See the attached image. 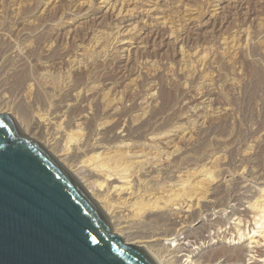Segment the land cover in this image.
Wrapping results in <instances>:
<instances>
[{
    "label": "rangeland",
    "instance_id": "rangeland-1",
    "mask_svg": "<svg viewBox=\"0 0 264 264\" xmlns=\"http://www.w3.org/2000/svg\"><path fill=\"white\" fill-rule=\"evenodd\" d=\"M0 95V113L22 131L31 115L55 112L73 136L69 155L89 149L121 175L150 174L147 190L163 201L137 214L146 227L135 233L168 214L177 221L171 250L198 247L200 256L255 227L264 205V0H0ZM75 163L67 161L82 177ZM218 185L221 198L209 201ZM181 194L194 216L171 214Z\"/></svg>",
    "mask_w": 264,
    "mask_h": 264
},
{
    "label": "water",
    "instance_id": "water-1",
    "mask_svg": "<svg viewBox=\"0 0 264 264\" xmlns=\"http://www.w3.org/2000/svg\"><path fill=\"white\" fill-rule=\"evenodd\" d=\"M122 238L42 145L0 113V264H156Z\"/></svg>",
    "mask_w": 264,
    "mask_h": 264
},
{
    "label": "bare ground",
    "instance_id": "bare-ground-1",
    "mask_svg": "<svg viewBox=\"0 0 264 264\" xmlns=\"http://www.w3.org/2000/svg\"><path fill=\"white\" fill-rule=\"evenodd\" d=\"M122 3H121V6L123 5ZM110 5H111V3H110ZM216 5H218V3ZM217 9L218 8L214 9V11L217 10ZM106 10H109V9L106 8ZM121 11H123V10H121ZM212 14H213V12H212ZM210 15H211V13H210ZM124 41H121V43H123ZM130 41H131L130 38H129L128 41H125V42L128 43L127 44V47H126V50H129L131 48L130 47L131 44L129 43ZM1 97L3 98V96H1ZM2 98H0V102H2V100H3ZM204 99L205 98H203L202 100H204ZM3 101H5V100H3ZM207 103H209V102H207ZM60 113L62 114V112H60ZM78 118H81V117H78ZM28 120L29 121H28L27 125L25 124L26 127L24 128V131L23 132L28 137L33 138V139L36 138L35 137L36 134H38V137L44 138L45 141L39 140V143L50 154V156L62 168L67 165L70 169H68L67 167L66 168L69 171H72V172H69V171L67 172L66 171V168H63V169L81 187H83L82 184H81V182H85V184H84L85 187L88 186L90 188V191H85L86 189L84 191L90 197H92V196L95 197L96 198V201H98V202L101 203V207L106 211V214L109 216V219L112 222V224H111V226H112L111 227V232L114 233V234H116V235H118V236H122L123 237L122 238V241L124 243H126V244L129 243V244H133V245H136V246H142L144 248V250L149 254V256L153 259V261L156 264H241V263L244 264L243 261H245V260L248 261L250 259H254L251 262H254V263L257 264L260 261V260H257L256 259V256H260V258H261V254L263 255V252H264V250L261 249V247L264 246V205L262 206V209L259 207V209H261L260 210V213H259L258 216H256L257 219L253 220L254 221V224H255V227H254V225H253L252 228L249 226L251 229H249L248 231L246 229V231H247L246 234L243 233L244 231L243 232H240L239 237H238V240L235 241V242L232 241V240H235V236H234V238L231 240L233 242L232 243L233 244L232 246L230 245V243H229V245H225V244H221L220 243L219 246L212 247V248L208 249V251L205 252V255H203L201 253L202 255L200 254V256H199V253L200 252H193V250H195L198 247H195L194 249L189 250V249L183 248L182 245H179V243H178L179 248L177 250H174L173 251V250H171V244H170V242L175 240V237L176 236L174 235L173 228L176 225L177 221L175 219H173V218H170V216H168V214L165 215L163 213V214H160V215L158 214V216H155V218L153 219L154 220L155 227H154V229L151 228V226H149V223H148V226H149V228H151V230L147 229L148 232H146L147 234L145 236L142 235V234H137V232L135 233V231L132 230L133 228H136V226L138 227V225L140 223H141V225H143V226L145 225V227H146V224L145 223L143 224V221H141L140 219L138 220L136 218L137 214L143 208L150 209L155 214L154 211L158 208V204L160 203V201H163L162 200L163 199V196H162V198L160 200L159 199L160 197H158V195L157 196L155 195L157 193H152V192H149L147 190V189H150V188H148V186H149L148 184L149 183L147 184L148 186H146V183H147L146 180L149 181V179L147 178L150 175L149 173H147L142 178L138 176L139 174L137 175V172H136V176H133L132 175L133 177L131 176L130 178L127 177V176L121 175V174H119L118 171L117 172L116 171L115 172L113 171V170H115V168H113V167L110 168L109 166H107L108 164L106 165V163H105L106 161L103 162V159L104 158L102 159V156L103 155L100 154L101 152L100 153H92V154L89 155L88 154L89 149H88V151L87 150H83L82 151V150H80L81 148L80 149L77 148V149H75L74 154H70L69 155L68 154V151H67L68 148H67V146L65 144H66V142H69L72 139L73 136L69 133L70 131L68 132V130L66 131V130H62L61 129V127H60V125H61L60 124V120L62 122H63V120L60 119V118L58 120L57 113H55V112L51 113V116H50V114H49V116H46V115H36V114H34V115H31L30 119H28ZM75 121H77V120H75ZM182 134H184V133H182ZM118 135H115V136H118ZM121 135H123V134H121ZM112 138L110 139L111 141H112ZM62 142H64L63 148H60ZM94 148H95V146H94ZM92 149H93V147H92ZM100 155H101V157H99ZM98 157L100 159H102V161H100V160L99 161H96L95 158H98ZM217 157H218V155H216V159H217ZM70 159H73V161L76 162L75 165L76 164H79L78 167H81V168L84 169L83 170L84 173H83L82 177H79V175H77V173L74 172V170L72 169V167H70L71 165L67 164V161L70 160ZM140 159H138L139 161H136V162H138V163L141 162L142 161V158H140ZM104 160H106V159H104ZM134 164H136V163H134ZM141 164H143V163H141ZM119 170H121V169H119ZM122 170H121L120 173H122ZM135 171H137V170H135ZM147 172H150V170H148ZM125 174H126V172H125ZM134 174H135V172H134ZM260 174H258V175H260ZM129 175H131V174H129ZM151 175H153V174H151ZM174 175L175 174H173V176ZM198 175H201V174H198ZM204 175H203V177H204ZM206 175H205V177L208 178V180H209L210 179V176L207 177L208 175L207 176ZM170 176H171V174H170ZM195 176H196V174H195ZM205 177H204V179H205ZM208 180H207V182L205 180V183H208ZM156 181H157V179H156ZM200 181H203V179L200 180ZM210 181L211 180H209V183H211ZM152 182L154 183L155 180L152 181ZM152 182L150 183V185H151L150 187H152ZM205 183L202 182V185L205 184ZM176 184H179V183H176ZM181 184H184V183H181ZM180 186H183V185H180ZM196 186H195V188H196ZM171 187H172V185H171ZM175 188H176V186H175ZM198 188H199V190L201 192V188L202 187L200 188V186H199ZM153 189L155 190V188H151V190H153ZM187 189H189V188H187ZM202 189L204 190V188H202ZM179 190L182 191V189H178V192H180ZM165 191H166V189H165ZM185 191H186V189H185ZM185 191H183V192H185ZM222 191H223V188H220L219 185L218 186H215L212 189V192H210V194L208 195V197H210L209 198V201H213V199L214 200H217V197H218V199H220L221 196L219 198V195L222 193ZM194 192H195V190H194ZM203 192H205V191H203ZM160 193H162V192L160 191ZM188 196H189V194H188ZM183 197L184 196L182 195V198L181 199H183ZM201 197H203V196H201ZM259 198H260V194H259ZM187 199L188 198L183 199L181 203H179V202L178 203L177 202H172L171 203V208H170L171 210L174 209V208L176 209V207H174L175 204H178L179 205V208H178V212L177 213L171 212V214H177L176 217H178L180 219H182V218L185 219V218L188 217L189 214L194 213L193 212V209H192L193 203L189 202V200H191V197L189 198V200H187ZM93 200H95V199L93 198ZM174 200H176V199H173L172 201H174ZM200 200H201V198H200ZM164 201H166V200H164ZM198 202H196L195 204H197ZM259 202H261V201H259ZM162 203L164 204L165 202H162ZM254 204H255V202H254ZM160 205H159V207H160ZM252 205H253V203H252ZM257 205H258V203H257ZM195 206H197V205H195ZM148 212H150V211H148ZM138 215H140V214H138ZM141 215L139 217H141ZM255 215H257V212H255ZM145 219H146V217H145ZM145 219H144V222H145ZM149 221H147V222H149ZM179 221L180 220H178V222ZM217 222H219V220ZM217 224H219V223H217ZM200 227L201 226H199V228ZM247 228H248V226H247ZM142 229H143V227H142ZM239 231H241V230H239ZM223 237H225V236L223 235ZM180 244H183V242L180 243ZM253 249H255V250H253ZM183 250L186 251V252L179 255L178 253L180 251H183ZM254 252H256V255H255ZM249 253H251V254H249ZM197 255H198V257H197ZM182 256L184 257V259L182 258ZM246 256H248L247 259L245 258ZM178 261L180 263H177ZM200 261H201V263H200Z\"/></svg>",
    "mask_w": 264,
    "mask_h": 264
}]
</instances>
